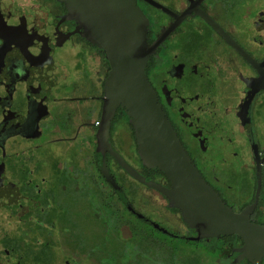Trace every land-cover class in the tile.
<instances>
[{
    "label": "flooded vegetation",
    "instance_id": "obj_1",
    "mask_svg": "<svg viewBox=\"0 0 264 264\" xmlns=\"http://www.w3.org/2000/svg\"><path fill=\"white\" fill-rule=\"evenodd\" d=\"M153 1L137 4L149 44L164 37L147 67L158 102L207 183L264 225V0ZM68 12L0 0V264H254L240 236L199 239L166 194L101 148L111 65ZM108 141L171 187L143 164L126 110Z\"/></svg>",
    "mask_w": 264,
    "mask_h": 264
},
{
    "label": "water",
    "instance_id": "obj_2",
    "mask_svg": "<svg viewBox=\"0 0 264 264\" xmlns=\"http://www.w3.org/2000/svg\"><path fill=\"white\" fill-rule=\"evenodd\" d=\"M59 1L66 4L68 17L79 23L84 37L105 51L111 65L99 132L101 148L111 151L133 177L166 194L172 207L180 208L191 228L198 231L199 239L237 234L245 242L242 249L245 255L254 264H261L264 225L251 221L254 206L236 212L222 200L197 169L158 102L147 67L154 49L164 37L154 45L149 44L150 21L137 0ZM119 108L126 110L130 117L143 164L165 173L171 187L147 182L138 170L112 150L109 131ZM105 172L110 176L106 166ZM110 178L128 202L123 190Z\"/></svg>",
    "mask_w": 264,
    "mask_h": 264
},
{
    "label": "rangeland",
    "instance_id": "obj_3",
    "mask_svg": "<svg viewBox=\"0 0 264 264\" xmlns=\"http://www.w3.org/2000/svg\"><path fill=\"white\" fill-rule=\"evenodd\" d=\"M191 250H192L191 248H189L188 246H185V252H186L185 255H186V258L188 257V256H187V253H188L189 251H191Z\"/></svg>",
    "mask_w": 264,
    "mask_h": 264
},
{
    "label": "trees",
    "instance_id": "obj_4",
    "mask_svg": "<svg viewBox=\"0 0 264 264\" xmlns=\"http://www.w3.org/2000/svg\"><path fill=\"white\" fill-rule=\"evenodd\" d=\"M159 173H161L162 171H160L159 169H156ZM164 174V173H163Z\"/></svg>",
    "mask_w": 264,
    "mask_h": 264
}]
</instances>
